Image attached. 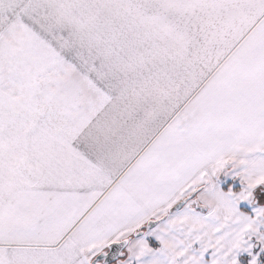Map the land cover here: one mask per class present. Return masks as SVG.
Listing matches in <instances>:
<instances>
[{"label":"snow or ice","instance_id":"snow-or-ice-1","mask_svg":"<svg viewBox=\"0 0 264 264\" xmlns=\"http://www.w3.org/2000/svg\"><path fill=\"white\" fill-rule=\"evenodd\" d=\"M0 264H264V0H0Z\"/></svg>","mask_w":264,"mask_h":264}]
</instances>
